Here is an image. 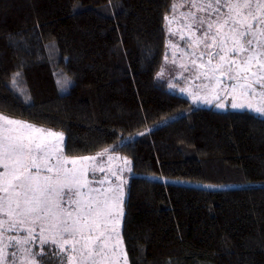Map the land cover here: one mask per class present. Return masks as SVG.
<instances>
[{
	"label": "trees",
	"instance_id": "obj_1",
	"mask_svg": "<svg viewBox=\"0 0 264 264\" xmlns=\"http://www.w3.org/2000/svg\"><path fill=\"white\" fill-rule=\"evenodd\" d=\"M172 3L0 0V114L64 132L66 156L131 161L129 264H264V115L156 78Z\"/></svg>",
	"mask_w": 264,
	"mask_h": 264
},
{
	"label": "snow or ice",
	"instance_id": "obj_2",
	"mask_svg": "<svg viewBox=\"0 0 264 264\" xmlns=\"http://www.w3.org/2000/svg\"><path fill=\"white\" fill-rule=\"evenodd\" d=\"M181 6L188 8L181 14L182 22L192 33L184 43L195 45L193 71L197 60L208 58L207 72L200 73L208 82L201 90L215 100L227 92L232 96L229 107L264 115V0H173V18ZM164 19L169 21V16ZM217 73L232 83L214 92V86L222 83ZM19 75L13 77L14 84ZM157 78H163V71ZM237 93L240 97L259 95L261 102L253 108L243 99L237 102ZM200 102L212 105V100ZM214 106L223 109L225 103ZM33 132L59 137L57 143L63 140V133L0 114V264H17L18 253H23L24 264H120L121 258L127 264L116 229L123 215L121 186H105L107 177L97 176L96 169L76 167L77 160L94 161L116 146L93 157H72L73 166L66 168L63 150L56 163H50L56 145ZM125 165L131 161L125 159ZM9 232L24 234L8 236Z\"/></svg>",
	"mask_w": 264,
	"mask_h": 264
},
{
	"label": "rangeland",
	"instance_id": "obj_3",
	"mask_svg": "<svg viewBox=\"0 0 264 264\" xmlns=\"http://www.w3.org/2000/svg\"><path fill=\"white\" fill-rule=\"evenodd\" d=\"M182 3H187V0H182ZM186 11H188V8L181 6L178 8L177 13L175 14V18H173L172 13L168 14L169 21H166V31H167L168 39L165 49V54L167 53V61L164 56L163 63L157 72L158 74L161 71H163V78H157V74H156V78L162 82H165L171 91L177 92L181 95L188 97L192 102V108H196L200 106L216 108L214 106L215 103L223 101L225 103V108L223 109H227V108L233 109L228 106L229 102H231L232 100V96L227 95V92H225L221 96V100H215L213 99L212 94L205 95V93L201 90L202 85L208 82L204 79L202 75H200V73L202 72H207L208 58L205 56L203 60H197L195 71H193L192 60L194 59V56L192 52H193V47H195V45L188 46L185 45L184 43L185 39H191L192 36V33L189 32V30L183 26V22H182L181 14ZM193 11H195V9H193ZM225 11H227V9H225ZM198 14L203 15L204 13H198ZM228 50L230 51V46ZM173 60H175V63H173ZM213 63L215 64L216 61H213ZM196 76H199L200 78L197 79ZM217 76L220 78L222 83L214 86L213 89L214 92L218 91L221 88H224L226 83L227 84L232 83V81H226V79L220 76L219 73H217ZM185 77H188L187 81H185ZM170 84H174L175 87L174 88L169 87ZM181 88L184 89V92L180 91ZM225 96H227L226 100L224 99ZM205 99L212 100V105H208L206 103L200 102ZM242 99L246 102L251 103L253 108L258 106V104L261 102V97L259 95L255 97L251 95H248L246 97H240L239 94L237 93V102H240ZM194 100H198V102L193 103ZM20 121H24V120H20ZM27 123L31 125H35L30 122ZM54 132L63 133V140L60 143H57V141L60 140L59 137H51V136H47L46 134H41L36 132H33L32 135L40 136L45 142L49 143L50 145L53 144L56 145V148L51 154L50 163L52 164L56 163L57 159L60 158L59 153L62 149L64 153V158L68 160V162L65 163V167L71 168L73 166L71 163L72 157L66 156L64 152L65 134L62 131H54ZM145 132H148V130H146ZM4 135H8V132L5 131ZM138 135H140V133L129 137L128 140L133 139ZM100 152H103V150ZM93 156H96V154L90 156L88 155L87 157H93ZM109 156H111L112 158L109 159ZM81 157H85V156H81ZM125 159L129 160L126 156L121 155L120 153L109 152L103 156L97 157V159L94 161L77 160L76 167L81 170H88L92 168L96 169L97 176L102 178L105 176L107 177V180L105 181V186H108L109 183H111L113 187L116 184H119L121 186V190L118 193V195L121 200L120 208L122 209L123 215L119 218V223L116 225V229L121 234V238L123 241V243L119 245V248L122 252L126 253L127 264H129L126 247L122 236V225H123L124 212H125V201L127 197V185L131 177L133 176V172H132V165L130 166L125 165ZM101 169H103V171H101ZM112 172H116L117 176H112L111 175ZM173 181L182 182L181 180H173ZM84 191H87V189H84ZM23 234H24L23 232L21 233L9 232L8 236L23 235ZM32 247H35V245H32ZM10 251H11L10 249L7 250L5 255L6 256L9 255ZM24 259L25 258L23 253H18L17 264H24ZM120 264H125L123 258H121Z\"/></svg>",
	"mask_w": 264,
	"mask_h": 264
},
{
	"label": "crops",
	"instance_id": "obj_4",
	"mask_svg": "<svg viewBox=\"0 0 264 264\" xmlns=\"http://www.w3.org/2000/svg\"><path fill=\"white\" fill-rule=\"evenodd\" d=\"M16 119V118H15ZM17 120V119H16ZM19 121H20V119H19ZM39 128H41V127H39ZM42 129H44V128H42ZM53 131V130H52ZM54 132V131H53Z\"/></svg>",
	"mask_w": 264,
	"mask_h": 264
}]
</instances>
